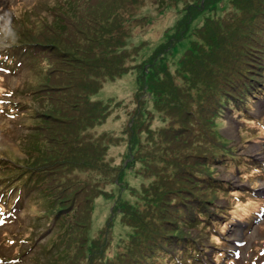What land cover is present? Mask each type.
Wrapping results in <instances>:
<instances>
[{
    "label": "rangeland",
    "instance_id": "1",
    "mask_svg": "<svg viewBox=\"0 0 264 264\" xmlns=\"http://www.w3.org/2000/svg\"><path fill=\"white\" fill-rule=\"evenodd\" d=\"M45 1L50 0H0V23L7 21L10 24L15 21L18 24L33 8L40 15H36L35 12L28 13V16L35 20L28 22L30 27L27 34L38 38L39 29L47 20L46 10L52 6V3L41 6ZM160 4L159 0L157 2L156 0H100L84 19H88L84 36L71 43L59 42L61 51L72 53L73 57L66 61L75 67L77 72L81 67L79 66L81 60H88L85 55L90 48L94 47V50L97 48L95 47L96 41L92 38L101 26L95 23L101 14V16H108L104 21L105 30L114 26L113 35L108 37L109 41L121 47L118 48L119 57H115L109 65L96 63L97 66L102 65V68L96 72L101 76L97 82H94L88 99L87 96L81 99L80 97L74 98L73 109L78 116H80L81 106L83 107L85 125L80 130L81 136L87 141L86 153L82 154L79 150L80 154L75 155V149L69 152L70 157L73 156V159L78 160L77 166L68 169L67 165L56 157L62 151L61 146L64 143L60 141L61 144L56 142L49 146L54 156L53 163L62 171L57 179L59 181L60 175L64 183L67 205L74 201L79 208L78 210L73 205L74 214L78 215L76 230L72 236L69 257L64 259L62 264H117L145 241L149 234L146 232L152 230L151 226L162 230V226L166 227L169 224L165 217H174L171 205L161 202L164 195L157 190L163 188L164 185L172 184L178 159L173 154L165 158V154L161 151H165L166 148L170 150L176 140L172 139L173 135L180 137L182 134L178 132L183 130L175 124L172 127L176 128V131L166 133L164 129L168 126L167 115L162 110L154 112L153 109V104L157 100L154 97H148L146 100L142 92L136 96L141 71L134 67V64L142 62L145 58L149 62L156 56L161 65L168 64L167 66L174 71L176 67H180L178 58L180 55L182 58L189 49L190 42L191 44L193 42L202 43L197 36L200 28L202 32L205 28L209 29L213 32V41L217 39V49L212 52L214 60L223 51H227V54L234 51L233 58L244 57L249 52L244 44L251 43L250 39L254 31L258 32V36L264 35V0H169L164 6ZM171 4L173 6H170ZM107 20L109 22H106ZM81 27L84 28L85 25ZM179 30H181L179 37L188 34L182 40L185 41L183 45L177 44L175 49L174 47L165 48L159 43L167 33L179 32ZM189 36L191 39H188ZM179 46H182L181 50ZM200 52L198 50V53ZM140 54L145 56L144 59L139 58ZM149 54L152 56H148ZM19 64L21 66L17 67L16 71L4 74L5 79H0V84L17 92L18 95H14L13 100L25 103L24 111L26 108L31 110L29 106L37 105V101L32 98L31 94L26 93L32 92L31 80L37 78L26 76V66ZM56 64L58 68H61L58 63ZM241 64L247 67L245 63ZM214 73L210 72L206 78L209 80ZM73 76V70L69 69L67 77ZM68 82L65 78L58 87L59 92L56 95L62 96L57 98V102L59 98L64 97L66 90L71 92L69 88H66L69 87ZM149 88L156 92L153 88ZM188 93L185 97L172 94L171 97H175L176 101H170L176 105L184 103L189 109L194 110L199 109L201 105V109L195 110L197 117L201 119L203 114L210 112L211 95L205 96L206 93H202L192 98ZM77 104L81 105L76 106ZM57 106L54 116L57 118L66 116V113L60 110L61 106L59 104ZM106 106L108 108L104 109ZM221 107L224 109L223 105ZM139 108L142 112L144 111V116L135 120L136 116L133 114H140ZM262 110H264V101L260 98L256 100V109L250 111L253 115L259 116ZM1 112L0 109V126L5 127L6 130L0 134V139L12 145L21 155L17 161L20 162L25 154L24 143L18 145L20 153L14 141L23 134L28 138L35 131L27 129V123L23 124V121L28 119L24 115L16 117L6 113L1 114ZM180 113L184 115L183 112ZM227 118L228 120L224 122L214 120L206 128L219 142L221 140L238 150L239 153L251 155L256 160L264 162V129H242L243 136L241 137L239 126L242 124V116H236V114L231 116L227 113ZM255 120L264 122V117H256ZM38 121L43 132H49L54 127L57 130L62 122L50 116ZM247 126H251V123ZM230 127L232 131L228 129ZM55 135L56 133L52 132V136L55 137ZM251 137H256V139L252 140ZM131 143L136 145L134 149L130 148ZM138 148L140 153L136 151ZM146 153L154 154V159H145L143 154ZM139 155L144 156L142 159L145 164L138 160ZM9 159L13 160L10 157ZM214 168L222 178L239 186L238 189H245L242 190L245 194L264 197V179H260L257 185H252L251 180H244L242 183L239 175L228 172L220 164H215ZM251 187H255L254 190ZM241 199L240 213L253 209L250 202L246 203L245 197ZM227 200L224 198L221 203H226ZM39 202V199L35 201L34 209H43L38 206ZM257 203L260 204L261 201L258 200ZM98 205L104 210L102 217L99 215ZM64 209L67 210L68 206ZM43 212L46 218L31 215L29 203H27L16 211L18 220L5 226L8 230L15 231L18 222L25 224L31 220L37 221L35 241L23 244L20 260H13L18 257L15 254L17 242L10 243L0 228V255L3 258L0 264H24V262L39 264L37 258L43 256H39L42 253L41 245L48 240L49 234L53 231L52 222L47 218L50 216V209H43ZM172 220H170L171 223ZM225 237L228 238L227 245L221 247L228 250L227 257L237 258L236 264H247L246 262L254 253L252 249H255L256 254L257 250L263 246L264 214L248 228L242 223L232 224ZM199 241H205V245L210 247V257L211 252L217 250L211 247L209 238L203 237L202 234ZM58 252L59 250L56 249L53 258L58 256ZM220 253V251H215L214 257L219 258ZM222 263L223 261L219 260V264Z\"/></svg>",
    "mask_w": 264,
    "mask_h": 264
},
{
    "label": "trees",
    "instance_id": "2",
    "mask_svg": "<svg viewBox=\"0 0 264 264\" xmlns=\"http://www.w3.org/2000/svg\"><path fill=\"white\" fill-rule=\"evenodd\" d=\"M99 1L100 0H66L62 3H57L53 7L57 19L55 24L47 25L44 30H41L39 37L36 38L40 44L42 43L44 46L50 48V54H53V60L56 61L65 72L63 80L66 78V81H69V87L66 88H69L71 92L69 93L66 90L64 92V97L59 98L58 102L57 98L62 95L59 94L55 96L56 107H58L57 104H59V106H61L60 110H63L66 116L57 118V116H54V112L51 115V117H55V120L62 121L59 124L60 127L57 130H55L56 127H54L51 132L56 133L55 137H53V143H64V145L61 146L62 153L60 152L56 157L64 162L68 169L69 167L73 168L77 166L76 164L78 163V160L73 159L72 155V157L69 156L71 150L75 149V155H77V153L80 154V152H78L79 150L82 154L87 151V141L81 136L80 130L85 125L83 107L81 106L79 110L80 116H78L73 109V106H75L74 98L80 97L81 99L83 96H87L88 99V95L91 93V89H93L94 82H97L98 78L101 76L96 74V72L102 68V65L97 66L96 63H107L109 65V62L113 61L115 57H119L118 48L121 47L109 41L108 37L113 35L114 26L105 30L106 25L104 26V21L108 16H101V14L95 22L96 24L99 23L101 26L99 27V31H97L92 38V40L96 41L95 47L97 48L95 50L94 47L90 48L85 55L88 60H81V64H79L81 67H79L77 72L76 68L66 61L73 57L72 53L61 51L59 42L71 43L84 36L88 22V19H84ZM157 1L158 0H156V2ZM159 1H161V6H164L167 1L169 2V0ZM170 6L173 5L171 4ZM106 22H109V20ZM83 24L85 25L84 28L81 27ZM181 24H183V22H181ZM119 27L120 26H118V28ZM81 32L82 34H80ZM180 32L181 30H179V32L172 31L171 33H167L165 38L159 43L165 48L174 47L176 49V45H183V42H185L182 41L183 38L188 36V34H185L179 37ZM12 33L14 34V32ZM257 33V31H254L252 35L253 39H250L251 43H249V45L244 44L247 51L249 50L244 57L233 58L234 51L231 54H227V51H223L219 57L214 60L212 52L217 49V39L213 41L214 35L209 29L205 28L202 32L200 28L198 30V35L195 34L199 36L202 43L193 42V44H191L190 42L189 49L183 54L182 58L181 55L178 58L180 67H176L174 71L171 70L170 66H167V63V65H161V62L158 60L159 58L156 56L147 62V59H144L145 56H141L140 54L139 58L144 60L134 64V67H137L141 71L138 77V91L136 96H139L140 92H142L146 100L148 97H154L157 100L156 103L153 104V109L155 110L154 112L162 110L167 115L169 126H167V128L170 129L165 128L164 131L166 133L169 132L170 134V131H176V128L172 127L175 124L179 125L183 130L178 132L182 134L180 137H177L175 134L173 135L172 139L176 140L174 146L170 150L166 148L165 151H161V153L165 154V158L173 154L178 161L176 162V174L172 177L174 179L172 184L170 186L164 185L163 188H158L157 191L164 195L161 202H165L166 204L175 203L178 208L186 210L184 221L187 223L196 224L198 220L202 221L203 217L201 213L206 214L207 204L214 202V197L218 191L225 190L223 182L214 175L215 172L209 170L210 167L207 161L214 160L211 158L215 156L209 153V148H216L217 145L214 141L216 140L215 136L206 127L214 120L219 121L223 117V109L216 107L217 96L219 94L228 95L234 93L233 104L238 106L244 103V101L249 98V95L254 94L257 88L256 84H259V81L264 77V65H256L257 61L264 59V35L258 36ZM24 39L35 46H39L28 38L19 37V41H24ZM188 39H191V36H189ZM181 47L179 46V50H181ZM198 50L201 52L198 53ZM238 55H240V53H238ZM148 56H152V54ZM240 62L245 63L247 67H243V64ZM74 63H72V65ZM262 64H264V60ZM256 67L260 70L256 71ZM69 69L73 70L74 76L71 78L67 77L69 75ZM210 72L215 73L212 74L208 80L206 77ZM149 87L153 88L156 92L152 91ZM76 88L78 89L75 90ZM72 90L76 96L73 95ZM186 93L192 98L202 93H206L205 96L211 95V102L209 105L210 112L203 114L204 116L201 118L203 120L198 118L195 112V110L201 109V105L199 109L195 108L194 110L189 109L188 105L184 103L176 105L171 102L176 101L175 97H171L172 94H175L174 96L181 95L185 97ZM79 105L81 104H77L76 106ZM106 108H108V106L104 109ZM139 110L140 114H133V116H136L135 120L144 116V111L142 112L140 108ZM145 111L147 113V109H145ZM180 112H183L184 115ZM210 137L214 140L208 139ZM134 146L136 145L131 143L130 148L134 149ZM136 151L140 153L139 148L136 149ZM143 155H145V159H154V154L146 153ZM143 155H139L138 160L144 163L142 159V157H144ZM50 156L52 159L54 158L52 150H50ZM211 163L212 162H210V164ZM127 167L128 166H126V168ZM54 193L56 196L58 195L56 191H54ZM67 204L68 202L66 206H69L70 210L74 213L73 205L77 207V204L74 203V201L69 205ZM59 215H61V221L59 222V227L56 228H60L58 239L61 241L56 243V248L60 249V251L57 253L58 256L56 258L49 261V264H62L64 259H68L72 236L74 230H76V226L66 221L67 214H60V212H58L56 217ZM187 219H190V222ZM61 227H63V229ZM151 227L152 230L146 232L149 234L145 241L148 239L151 241L152 235L159 233L154 232V227ZM176 227L177 226L174 227V224L172 225L169 223L167 227H164L167 235L160 237L155 247L148 246L144 241L131 253L132 256L131 254L125 256L123 261H116L117 264H138L143 261H146V264H160L161 262L163 264H169L181 253H189L194 249V243L186 239L183 234L184 230L182 226ZM184 238L185 240H183L182 243V239ZM63 243H65V245H63Z\"/></svg>",
    "mask_w": 264,
    "mask_h": 264
},
{
    "label": "bare ground",
    "instance_id": "3",
    "mask_svg": "<svg viewBox=\"0 0 264 264\" xmlns=\"http://www.w3.org/2000/svg\"><path fill=\"white\" fill-rule=\"evenodd\" d=\"M228 129H229L230 131H232L231 127L228 128ZM98 211H100V212H99V215L102 217V216H103V213H104V210L101 209L99 205H98Z\"/></svg>",
    "mask_w": 264,
    "mask_h": 264
}]
</instances>
